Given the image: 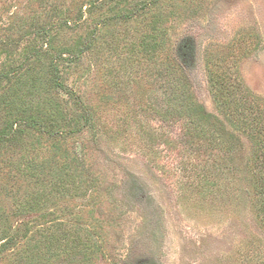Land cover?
Masks as SVG:
<instances>
[{"label": "rangeland", "instance_id": "1", "mask_svg": "<svg viewBox=\"0 0 264 264\" xmlns=\"http://www.w3.org/2000/svg\"><path fill=\"white\" fill-rule=\"evenodd\" d=\"M60 13L83 19L55 38L63 51L79 50L106 21L56 91L49 55L24 53L38 49L41 20ZM20 64L0 88L13 112L70 115L80 99L95 118L76 134L27 130L0 144V227L26 234L0 264H264L262 161L228 124L208 73L264 105V0H0V69ZM178 81L240 137L236 149L163 120ZM65 169L61 194L53 184ZM32 197L41 202L30 212Z\"/></svg>", "mask_w": 264, "mask_h": 264}, {"label": "trees", "instance_id": "2", "mask_svg": "<svg viewBox=\"0 0 264 264\" xmlns=\"http://www.w3.org/2000/svg\"><path fill=\"white\" fill-rule=\"evenodd\" d=\"M61 16L50 17L41 20L39 23V46L38 49H26L24 60L30 61L36 55H49L47 73L49 76L48 85L56 91L65 90L64 73L69 69L70 64L79 61L83 54L87 53L98 41L97 32L100 30V25L105 22V19H100L97 23L95 32L91 38L85 42L79 50L63 51L54 47V40L59 35V32L64 31L72 24H78L83 21L82 17H70L67 13H60ZM69 14V13H68ZM117 18V17H111ZM118 18H121L120 16ZM110 20V19H107ZM77 63V62H76ZM209 65V64H208ZM20 65H12L0 69V88L4 84H9L17 77V73L21 68ZM174 72L173 66H170ZM210 79V88L216 104L226 115V120L234 132H240L254 145L258 160H261L263 166L257 174V186L259 189V197L261 198V210L264 215V105L259 103V98L252 96V102L247 99H237L234 97V91H230L229 84L226 81V76L220 74L212 66H208ZM6 90V89H5ZM171 96L167 101V107L162 112L164 121H173L180 123L188 133L203 134V137H210L212 141L227 146L232 151L238 147L241 142L239 136L230 132L225 123L215 115L207 113L202 105L194 100L189 86L186 82H172L168 87ZM0 92V144L15 139L19 134L30 130L35 131L39 135L59 136L65 133L76 134L88 126H92L95 112L92 109L84 108L82 101L77 100L76 110L70 115L63 114L58 109L50 110L42 106L27 108H19L13 112L11 108L15 103L13 99L3 96ZM71 97H76L73 95ZM9 96V95H8ZM232 98L233 101H232ZM8 109L12 111L8 112ZM218 144V145H219ZM66 169L56 179L61 194L67 189L68 176L65 175ZM82 188L80 185L76 189ZM33 198V197H32ZM34 199V198H33ZM41 202L31 198L25 201L24 207L33 212V206ZM32 206V207H31ZM264 220V218H263ZM22 228L17 227H0V253L3 252L9 245L18 243L22 236ZM50 229V228H49ZM26 231V230H25ZM66 239V238H61ZM66 243L70 240H65ZM27 242L33 240L29 238ZM67 245V244H66ZM93 246V245H92ZM30 251V250H29ZM26 251V252H29ZM25 252V249H24ZM27 255V254H26Z\"/></svg>", "mask_w": 264, "mask_h": 264}]
</instances>
